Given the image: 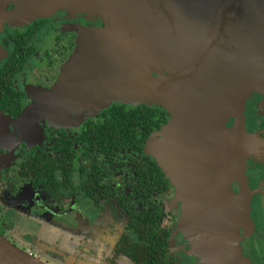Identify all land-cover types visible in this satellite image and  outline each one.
<instances>
[{"label": "flooded vegetation", "instance_id": "af4514ba", "mask_svg": "<svg viewBox=\"0 0 264 264\" xmlns=\"http://www.w3.org/2000/svg\"><path fill=\"white\" fill-rule=\"evenodd\" d=\"M103 27L104 19L95 14L60 8L28 22H5L0 30V234L41 260V241L25 238L31 223L14 224L22 213L72 228L70 245L77 251L65 247L59 255L74 264H137L122 247L138 236L137 224L147 214L159 211V225L169 233L166 264L196 263L191 249L199 227L184 218L176 186L150 151L164 147L160 132L173 122L171 141L182 143L185 166L194 169L192 177L185 176L195 180L187 196L211 199L219 189L213 168L222 162V145L203 143L195 126L161 104L113 98L95 107L96 80L82 65L67 83L78 104L73 111L62 115L63 97L56 106L48 96L77 55L81 31ZM54 108L60 112L56 119ZM243 112L244 131L255 143L243 145L242 172L238 165L229 183L234 195L244 189L249 200L247 208L234 209L247 216L244 252L264 264V93L255 90ZM234 124L231 115L226 127ZM204 151L209 154L202 156ZM238 158L234 154V164ZM197 173L203 181L195 179Z\"/></svg>", "mask_w": 264, "mask_h": 264}, {"label": "water", "instance_id": "95a60500", "mask_svg": "<svg viewBox=\"0 0 264 264\" xmlns=\"http://www.w3.org/2000/svg\"><path fill=\"white\" fill-rule=\"evenodd\" d=\"M9 3L15 8L8 9ZM60 8L95 14L105 27L81 31L82 45L50 90L51 101L59 106L55 100L63 97L62 115L74 110L78 104L67 83L82 65L96 80L91 89L95 107L113 98L161 104L195 126L203 143L222 145V162L213 168L219 189L211 199L187 196L195 180L185 176L192 177L194 169L185 166L182 143L171 141L173 122L160 132L164 147L150 152L176 186L184 218L192 217L191 226L199 227L197 241L212 244L228 258L209 264L229 262L234 256L231 234L235 238L238 224L247 222L246 212H234L248 207L247 192L234 195L229 182L238 165L242 172L243 145L255 143L244 131L243 111L255 90L264 93V0H0V30L5 22H28ZM113 65L121 74L111 81ZM54 109L56 119L60 112ZM231 115L235 124L227 128ZM234 154L239 155L235 164ZM201 177L197 173L195 179ZM0 264L47 263L0 234Z\"/></svg>", "mask_w": 264, "mask_h": 264}, {"label": "rangeland", "instance_id": "374dc122", "mask_svg": "<svg viewBox=\"0 0 264 264\" xmlns=\"http://www.w3.org/2000/svg\"><path fill=\"white\" fill-rule=\"evenodd\" d=\"M28 221L31 223L30 226H32L33 228L28 226ZM14 224H16V228L28 226V228L24 229L25 238L37 237L41 241V260H47L48 262H50V264H74V261L72 259H67L59 255H64L62 251H65V247L70 251H77V248H73V246L70 245L71 239L69 238L68 230H72V228H69L65 225L57 226L44 219L37 220L33 217H30L28 219L26 218V215H23L22 213L21 215L16 216V218L14 219ZM245 226L246 224H242L241 222L238 224V231L236 232V235H238L237 239L236 236L234 238V234H231V240L234 243V247L231 249H234V256L229 259V262L223 264H255V258L250 256L248 259L241 244V239L243 237L242 231ZM98 235H100V237L98 238L102 239L100 232L98 233ZM199 236L200 235L194 238V243L191 249L192 253L197 256L198 262L196 261V263H192L191 261H188L186 259V261L182 264H209V261H227L228 258L225 256L224 251L214 248L210 243L208 244L207 242L197 241L199 239ZM222 253L223 256H221ZM79 257L84 258V256L82 255H79ZM123 262L124 264H129V259H124Z\"/></svg>", "mask_w": 264, "mask_h": 264}, {"label": "trees", "instance_id": "16d2710c", "mask_svg": "<svg viewBox=\"0 0 264 264\" xmlns=\"http://www.w3.org/2000/svg\"><path fill=\"white\" fill-rule=\"evenodd\" d=\"M159 211L145 216L144 221L137 224L138 236L122 248L137 264H166V253L169 233L159 225Z\"/></svg>", "mask_w": 264, "mask_h": 264}, {"label": "bare ground", "instance_id": "6f19581e", "mask_svg": "<svg viewBox=\"0 0 264 264\" xmlns=\"http://www.w3.org/2000/svg\"><path fill=\"white\" fill-rule=\"evenodd\" d=\"M107 61L108 62H112V58H109ZM113 68L114 69H113V71L110 74V78L111 79L113 78L111 81H114L116 78H118V75L121 74L120 71L114 65H113ZM116 74H118V75H116Z\"/></svg>", "mask_w": 264, "mask_h": 264}]
</instances>
